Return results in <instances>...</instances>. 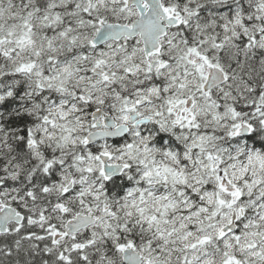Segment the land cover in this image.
<instances>
[{
	"label": "snow or ice",
	"instance_id": "obj_1",
	"mask_svg": "<svg viewBox=\"0 0 264 264\" xmlns=\"http://www.w3.org/2000/svg\"><path fill=\"white\" fill-rule=\"evenodd\" d=\"M0 264H264V0H0Z\"/></svg>",
	"mask_w": 264,
	"mask_h": 264
}]
</instances>
